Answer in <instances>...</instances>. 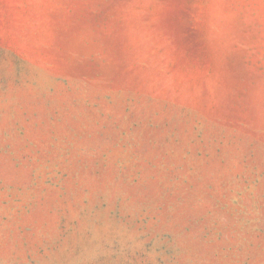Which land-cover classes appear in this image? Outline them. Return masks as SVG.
Here are the masks:
<instances>
[{
	"label": "rangeland",
	"instance_id": "rangeland-1",
	"mask_svg": "<svg viewBox=\"0 0 264 264\" xmlns=\"http://www.w3.org/2000/svg\"><path fill=\"white\" fill-rule=\"evenodd\" d=\"M0 264H264V0H0Z\"/></svg>",
	"mask_w": 264,
	"mask_h": 264
}]
</instances>
